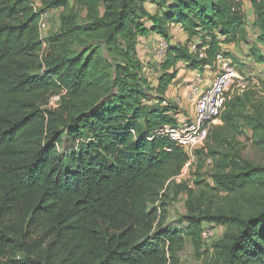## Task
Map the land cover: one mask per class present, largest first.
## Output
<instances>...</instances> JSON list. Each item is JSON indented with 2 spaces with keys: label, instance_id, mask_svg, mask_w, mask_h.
<instances>
[{
  "label": "trees",
  "instance_id": "trees-1",
  "mask_svg": "<svg viewBox=\"0 0 264 264\" xmlns=\"http://www.w3.org/2000/svg\"><path fill=\"white\" fill-rule=\"evenodd\" d=\"M72 1L0 0V264H180L186 237L203 251L206 225L225 228L206 250L212 264H264V102L250 89L227 98L196 151L195 183L206 187L178 186L188 196L182 229L168 226L165 193L190 159L155 135L177 124L166 95L179 65L204 69L223 46L251 43L245 1ZM248 2L264 45V0ZM60 9L69 11L44 41L41 17ZM151 35L167 43L148 62L154 86L138 56ZM246 131L259 162L231 152Z\"/></svg>",
  "mask_w": 264,
  "mask_h": 264
},
{
  "label": "rangeland",
  "instance_id": "rangeland-1",
  "mask_svg": "<svg viewBox=\"0 0 264 264\" xmlns=\"http://www.w3.org/2000/svg\"><path fill=\"white\" fill-rule=\"evenodd\" d=\"M243 8L245 11V14L247 16V22H248V35L249 40H251V43L248 44H241L239 46L232 45L226 48H223V54L225 53L224 59L227 62H230L237 70L238 79H236L233 84L230 87L229 96L235 95L237 91H240V93H243V90H253L256 95L257 99L264 102V64L256 62L253 57H251V49L254 47L252 44H256L258 49L260 48L262 52L264 53V45L259 44L256 42L255 39H257L258 28L253 23L254 15L251 4L248 2V0H243ZM74 3V0L72 1ZM146 7L152 12L155 13L158 11V6L148 3L146 4ZM69 10H52L51 12H48L47 14H44L43 17L46 20L47 28L45 31H42V38L44 41L48 37H51L53 34H55L61 26V17L63 14L67 13ZM171 38L173 39V42L179 43L180 41H184L181 39L180 31L177 27H171L170 28ZM174 29V31H172ZM164 40H150L149 37L146 39L141 40V44L138 48V56L139 60L141 61L142 67L144 70V75L151 81L150 86L158 85V82H156V79L153 77L152 69L148 67V62L151 61V59L157 58V52L160 49V46ZM255 41V42H253ZM246 51V52H244ZM227 55V56H226ZM214 66V65H213ZM213 66H209L211 70H208L212 72L213 74L216 73V69H213ZM206 67L204 69H200L202 71H205ZM179 73V70H178ZM211 73V74H212ZM217 74V73H216ZM215 74V75H216ZM214 75V76H215ZM201 77L203 83L202 88L205 87V81L209 80L207 73H203ZM214 79V78H213ZM240 80V82H238ZM213 82V81H212ZM212 84V83H211ZM176 85V83L174 84ZM190 83L182 84V89L188 88ZM207 88V87H206ZM189 93V88H188ZM190 98V97H189ZM168 102L175 104L176 107H178V110L176 113L181 112V102L182 97L179 95L178 99L173 101V99H166ZM57 102L54 100L50 101L49 107H56ZM184 114L187 117V112L185 111ZM177 115H175L174 119ZM188 119V118H187ZM178 122V120H177ZM217 125H221L220 123H217ZM238 146L235 147V149L231 150L232 153H234L235 150L240 151L244 157H248L252 159L253 161L259 162L262 160V156L260 155V152L256 150L254 145L252 144V135L246 131L243 136H239L236 140ZM207 146L206 142L199 147L198 150L205 149ZM230 148L229 145L225 149ZM224 149V150H225ZM197 151V150H196ZM194 158L191 160V164L187 166L182 174L174 180V182L167 188L166 190V199H165V205H166V213L168 216V226H170L173 229H182L186 226L184 222V216L186 214V203L188 200V196L186 193L181 192L180 189H178V186L183 185L184 183L187 184L191 189L199 191V188L201 186L206 187L205 185H201L198 187L196 185V171H198V166L200 163ZM213 160H208L204 164V177L203 179L206 180L210 185L213 184L210 172L213 168ZM207 189V188H206ZM208 190V189H207ZM214 193V192H213ZM218 193V192H217ZM215 194V193H214ZM221 196H218V198L214 199V202L223 204V198ZM204 231H207L211 236L204 237L205 238V247L202 252L197 253L195 251L194 247L191 244V240L186 237L185 241V247L179 254L180 258V264H212L210 255L205 254L206 250L211 249L212 243L217 241L218 239L222 238V236L225 233V228L219 227V226H204Z\"/></svg>",
  "mask_w": 264,
  "mask_h": 264
},
{
  "label": "built area",
  "instance_id": "built-area-1",
  "mask_svg": "<svg viewBox=\"0 0 264 264\" xmlns=\"http://www.w3.org/2000/svg\"><path fill=\"white\" fill-rule=\"evenodd\" d=\"M46 28L47 23L42 16L40 21L41 34ZM202 44L198 40L193 42L190 51L197 53V46ZM166 49L167 43L163 41L157 52L156 60H161L164 57ZM200 57L203 58V52ZM213 67L217 74L209 87L202 88L201 77H196L188 87L190 100L194 103V116L191 119L178 121L176 125H165L155 134L168 138L188 154L190 160L186 167L191 164L193 158L195 160L196 150L206 142L210 128L220 123V116L224 110L230 87L239 78L236 68L221 55L217 57ZM237 92L240 93V91ZM53 100L58 103L59 97H55ZM208 234L207 231H204L203 238L211 236Z\"/></svg>",
  "mask_w": 264,
  "mask_h": 264
},
{
  "label": "crops",
  "instance_id": "crops-1",
  "mask_svg": "<svg viewBox=\"0 0 264 264\" xmlns=\"http://www.w3.org/2000/svg\"><path fill=\"white\" fill-rule=\"evenodd\" d=\"M172 31H174V29ZM179 34H181V39H183V40L187 39V37L185 36V34L183 32L180 31ZM149 39L150 40H159V42L163 40L162 38H160L157 35H151L149 37ZM229 46H232V45H225V46H223V48H226ZM244 52H246V51H244ZM177 69L179 70V73H178L176 85H174L175 84L174 83L171 86L169 92L166 95V98L170 99V100L173 99V101H175L176 99H178L179 95L182 97V102L180 104L182 113L179 112V114L176 116V118L178 121H183L187 118L191 119L194 116V103L189 98L188 88L182 89L183 88L182 84L188 85L196 77H198L200 75L202 76L203 73H207L209 80L205 81V87L204 88L209 87L213 81V78L215 77L214 75L217 72L215 74H213L212 72L208 71V70H211V68H206L205 71H202L200 69L199 70H192V69L186 68L185 65H179V68H177ZM185 111L187 112V117L184 114Z\"/></svg>",
  "mask_w": 264,
  "mask_h": 264
}]
</instances>
